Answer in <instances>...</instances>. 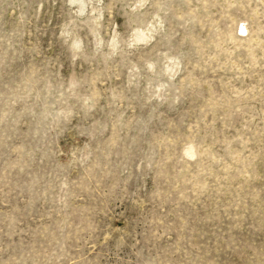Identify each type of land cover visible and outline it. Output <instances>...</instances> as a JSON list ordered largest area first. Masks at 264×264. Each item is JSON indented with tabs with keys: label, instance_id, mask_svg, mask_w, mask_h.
<instances>
[{
	"label": "rangeland",
	"instance_id": "1",
	"mask_svg": "<svg viewBox=\"0 0 264 264\" xmlns=\"http://www.w3.org/2000/svg\"><path fill=\"white\" fill-rule=\"evenodd\" d=\"M0 264H264V0H0Z\"/></svg>",
	"mask_w": 264,
	"mask_h": 264
}]
</instances>
